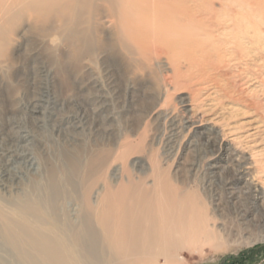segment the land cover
Segmentation results:
<instances>
[{"label": "rangeland", "instance_id": "374dc122", "mask_svg": "<svg viewBox=\"0 0 264 264\" xmlns=\"http://www.w3.org/2000/svg\"><path fill=\"white\" fill-rule=\"evenodd\" d=\"M90 1L100 10L89 4L78 21L0 0V138L30 135L19 146L36 167L72 172L80 195L97 200L103 172L113 186L130 177L181 198L186 218L219 234L218 246L191 236L142 264L262 263L264 0L183 3L162 41L165 28L145 27L151 40L126 29L122 44L106 4ZM230 8L235 21L224 25ZM17 180L0 182V196L22 195Z\"/></svg>", "mask_w": 264, "mask_h": 264}, {"label": "bare ground", "instance_id": "6f19581e", "mask_svg": "<svg viewBox=\"0 0 264 264\" xmlns=\"http://www.w3.org/2000/svg\"><path fill=\"white\" fill-rule=\"evenodd\" d=\"M23 1L26 8L35 13L50 14L57 11L64 16L74 11L78 21L82 12H86L89 4L92 5L90 0ZM101 1L107 7L104 8L107 12L105 17L112 20L109 23L117 27V32L119 30L116 36L121 44L126 29L135 34L131 36L136 40L150 38L147 28L154 32L165 28L156 37L162 41L166 30L164 22L178 21L175 11L182 8L183 3L193 2L195 9L205 4V0ZM155 1H160L161 5H154ZM95 2L92 7L94 11H99ZM232 8L231 12L228 10L227 17L222 19L224 25L235 21ZM4 32L3 23H0V47L6 43ZM189 118L186 121H191L192 118ZM5 133L0 138V182L6 186L14 179L20 180L22 195L8 198L0 196V264H142L147 257L175 248L179 239L184 243L191 236H203L207 241L211 240L212 245H219V234L214 229L203 226L197 217L186 218V205L181 202V198L167 197L168 192L162 196L160 190L149 189L143 182L133 181L130 177L126 183L118 181L113 186L103 172L100 177V195L97 200H92L88 190L84 195L78 194L72 172H65L59 165L47 166V161L44 166L41 164L36 167L33 152L19 146L21 142H31L30 135L14 138ZM72 160L68 165H71V171L76 169V162ZM40 161L43 162L41 158ZM95 162L91 161L90 168ZM246 169L248 167L239 170L237 177L245 173ZM95 183L93 181L91 185L95 186ZM254 189L259 194V189ZM257 194L254 198L258 199ZM74 201L77 210L73 209L74 213H71L66 203Z\"/></svg>", "mask_w": 264, "mask_h": 264}, {"label": "water", "instance_id": "95a60500", "mask_svg": "<svg viewBox=\"0 0 264 264\" xmlns=\"http://www.w3.org/2000/svg\"><path fill=\"white\" fill-rule=\"evenodd\" d=\"M260 264H264V261L262 263H260Z\"/></svg>", "mask_w": 264, "mask_h": 264}]
</instances>
